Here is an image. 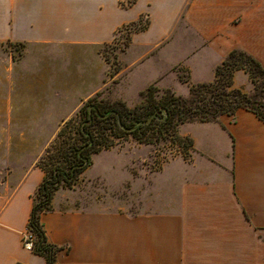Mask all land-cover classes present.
Returning <instances> with one entry per match:
<instances>
[{
  "label": "crops",
  "instance_id": "obj_1",
  "mask_svg": "<svg viewBox=\"0 0 264 264\" xmlns=\"http://www.w3.org/2000/svg\"><path fill=\"white\" fill-rule=\"evenodd\" d=\"M141 16L148 25L130 35L125 54H135L134 63L156 64L151 81L177 67L191 85L209 83L235 49L264 68V0H137L127 9L118 0H0V46L97 54ZM97 59L98 78L81 103L102 86ZM23 70L31 67L0 65V103L20 96L18 87L36 100L39 81L19 77ZM204 70L205 79L191 81ZM53 75L59 77L49 74L42 83L45 93L54 87ZM56 89L69 90L63 81ZM186 125L193 126L183 130ZM178 134L192 141L190 161L174 159L157 179L144 178L159 192L156 200L119 209L54 194L40 223L47 241L61 248L56 264H264V123L239 109L216 121L182 124ZM42 177L35 166L10 200L0 201V264H45L23 244Z\"/></svg>",
  "mask_w": 264,
  "mask_h": 264
},
{
  "label": "rangeland",
  "instance_id": "obj_2",
  "mask_svg": "<svg viewBox=\"0 0 264 264\" xmlns=\"http://www.w3.org/2000/svg\"><path fill=\"white\" fill-rule=\"evenodd\" d=\"M123 2H126L124 0ZM147 19L141 20L145 25ZM129 25V26H128ZM137 25H139L137 23ZM134 26L127 24L115 35L109 45L101 46L97 54L71 52L66 55L53 49H29L24 45L5 44L0 46V65L5 63L29 64L30 71L18 73L22 79L32 76L39 81L37 98L34 102L28 101L29 94H25V87L18 97H5L0 103V201L7 203L20 185L27 173L37 164L47 165L44 157L56 141L58 131L65 122L72 119L78 121L79 109L86 101L90 87L96 82L98 73L95 72L97 61L101 58L103 65L100 71L101 88L89 98L95 97L96 102L120 101L127 108L144 103V94L149 86H154L158 92V100L166 89L176 96L188 99L189 77L182 68L174 67L170 72L163 74L158 80L151 81L150 74L156 71L155 65L149 60L134 63L135 54L126 56L125 51L128 39ZM184 45V43H183ZM184 51L182 52V57ZM137 64V65H136ZM36 67V68H35ZM52 69L51 71L49 69ZM55 69V70H53ZM49 74L53 75L54 87L45 93L42 85ZM206 71L195 73L191 81L205 79ZM233 77L234 87L242 92L251 94L253 84L245 71H238ZM29 75V76H28ZM58 78V79H57ZM188 81L184 83L183 81ZM261 88L264 94V82ZM63 81L68 93L56 87ZM57 85V86H56ZM249 89L248 92L247 89ZM76 89V90H75ZM97 94V95H96ZM89 95V94H88ZM12 96V95H11ZM88 98V99H89ZM32 116V118H29ZM36 116L35 118H33ZM193 125H186L183 130ZM179 128V127H178ZM177 128V131H178ZM172 137L155 140L150 144L139 143L130 136L114 138L112 146L91 158V165L79 176L71 188H60L59 195H70L74 200L81 199V205H96L126 209L134 202L142 203L156 200L158 193L150 188L144 178L157 179L161 171L174 159L189 163L191 149L184 148L183 144L174 142ZM44 158V161L41 159ZM33 183L29 179L20 191L22 194ZM70 192H69V191ZM130 195V196H128ZM129 198V202L128 199ZM168 197V194H165Z\"/></svg>",
  "mask_w": 264,
  "mask_h": 264
},
{
  "label": "trees",
  "instance_id": "obj_3",
  "mask_svg": "<svg viewBox=\"0 0 264 264\" xmlns=\"http://www.w3.org/2000/svg\"><path fill=\"white\" fill-rule=\"evenodd\" d=\"M136 1L118 0V5L127 9ZM142 18L130 24L134 26L131 33L146 29L148 21L141 25ZM238 71H245L251 79V94L234 87L233 77ZM256 79H261L263 84L264 68L248 53L235 49L215 68L211 82L188 87V99L166 89L156 100L158 90L154 86L147 88L144 103L134 108H127L120 101L87 99L79 109L78 121H66L56 141L46 149L47 165H36L43 177L33 194L26 225L27 233L33 238L31 252L43 257L45 264H56L61 248L47 241L40 216L51 210L54 194L60 188H71L91 165L92 156L110 148L114 138L130 136L139 143L150 144L172 137L191 149V139L178 134L177 128L182 124L216 121L222 115H234L239 109L251 112L264 123V94L261 82Z\"/></svg>",
  "mask_w": 264,
  "mask_h": 264
},
{
  "label": "built area",
  "instance_id": "obj_4",
  "mask_svg": "<svg viewBox=\"0 0 264 264\" xmlns=\"http://www.w3.org/2000/svg\"><path fill=\"white\" fill-rule=\"evenodd\" d=\"M124 1V0H122ZM32 237L30 234H27L24 239H23V244H24V247L27 249V250H31L32 248Z\"/></svg>",
  "mask_w": 264,
  "mask_h": 264
}]
</instances>
